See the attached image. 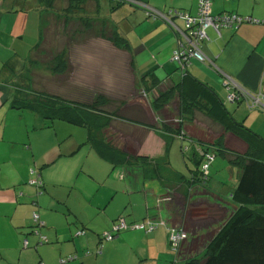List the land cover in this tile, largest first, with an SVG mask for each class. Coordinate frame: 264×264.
<instances>
[{"label": "trees", "instance_id": "trees-1", "mask_svg": "<svg viewBox=\"0 0 264 264\" xmlns=\"http://www.w3.org/2000/svg\"><path fill=\"white\" fill-rule=\"evenodd\" d=\"M57 1L61 0H37L38 8L43 12L55 13ZM66 1L67 7L62 12L58 8V13L67 17L82 14L92 6L95 8L91 10L92 13L100 11V0ZM116 1L117 6L121 5L122 0ZM77 16L82 18V15ZM102 28L96 36L93 34L95 28L82 19L72 24L63 20L61 32L67 37L62 43H66V46L53 53L49 52L48 55L44 48L49 46V31L46 28L41 29L31 57L26 59L25 72L29 71L31 75L28 80L30 85L13 84L16 100L13 101L12 108L36 113L50 123L64 122L84 128L87 131V143L95 154L109 163L113 170L122 168L123 173L132 177L127 179L129 188L138 192L146 184L160 186L163 208L168 215L167 221L170 220L176 228L180 226L184 229L186 216L192 212V208L196 212L199 207L197 205L204 206L208 212L215 207L210 217L213 225L217 226L221 222L220 225L212 229L214 231L211 238L204 242V248L199 255H180L184 264H264V140H260L252 132L234 127L226 117L216 115L219 111L214 109L217 106L223 109L224 105L217 100L216 102L214 98L210 102L212 95L187 73H184L179 84L156 93L150 103L154 112L162 113L166 110L170 114L166 120H171V113L178 115L180 120L185 115L191 121L188 124L193 127L190 129L191 135L180 124L178 130H172V125L161 117L158 120L161 123L159 130L169 134L163 135L165 146L169 141L177 139L181 144L187 142L189 148L193 145L203 153L217 152L238 171L237 183L229 195L232 208L211 204L208 197L211 194L202 191L206 189L208 175H204L199 169L202 159L195 147L189 156L195 158V167L191 171L194 174L188 179L171 170L166 150L158 157L139 154L138 150L145 138L142 134L144 131L140 129L155 130L157 126L146 109L142 92L147 94L156 90L158 79L149 74L138 82L128 41L118 30ZM57 38L63 37L59 33ZM56 42L61 41L56 39ZM97 46L102 48L104 54L96 52L94 55L97 58L104 57L106 61H101L100 66L95 68L90 64L92 57H86L82 52L86 48L95 49ZM48 61L52 63L50 74L42 76L31 71L39 64H49ZM7 67L8 64L4 65L2 72H6ZM240 101L243 102V99ZM197 112L210 123L196 117ZM228 132L240 138L248 145V149L240 153L226 148L225 137ZM193 138L198 142L206 141L211 148L196 146L193 143L195 141L192 142ZM181 152L187 153L183 146ZM31 171L34 170H30L26 185L34 188V195H37L41 193V187L30 185L29 182L41 177L38 171L39 177L36 171L34 174ZM33 176L36 178L33 179ZM191 182L199 186L191 188ZM21 196L22 192L18 197ZM120 217L124 218L120 215L117 219ZM190 236L193 238L194 234ZM45 244L36 242L35 248Z\"/></svg>", "mask_w": 264, "mask_h": 264}, {"label": "crops", "instance_id": "crops-1", "mask_svg": "<svg viewBox=\"0 0 264 264\" xmlns=\"http://www.w3.org/2000/svg\"><path fill=\"white\" fill-rule=\"evenodd\" d=\"M107 1L111 2V7L107 8L108 2L100 3L101 10L99 14L102 11V18H105L111 28L118 30L128 41L130 51L134 58L136 79L139 82L149 74L158 79L156 90L154 89L153 92H149L150 94H146L143 91L141 96L143 102L146 104L149 115L154 118L153 121L157 125L156 129L150 130L146 128L140 129V131H144V137H146V139L149 135L152 140H163L161 141L163 143L160 144L163 149L165 147V139L163 137L169 134H165L163 131L159 130V124L161 123H159L158 120H160L161 117H163L165 122L172 125V130H178L180 124L188 134L191 135L192 132L190 129L189 131L185 129V127L190 126V124H188L191 122L189 117L184 115L183 119L180 120L178 115L171 113L173 116L171 120L169 118V121L166 119L170 114L167 113L166 110L162 111V113L154 112L150 105L156 97L157 92L164 91L169 86L179 84L184 75L171 59L173 50L177 47L178 43L181 42V37L168 25V23H166V21L155 17L154 14H162L166 17H170L181 30H185L184 21L169 13L186 11L194 16L197 11V0H137L138 5H132V3L122 1L121 5L118 6V1L116 0ZM140 1L146 3L153 13L150 10L144 13V9L140 6ZM5 2L7 5L6 7L2 6V9L7 8L8 10L4 14L2 10H0V30L3 19H5V23H8L7 14L10 13L9 11H13L15 5V0H2L1 4L3 3L2 5H4ZM209 2L210 15L212 16L236 14L245 18L249 17L253 20H258L260 24L243 23L238 25L234 30L222 29L218 33L212 28H208L206 30L207 39L204 40L200 46L207 60L203 63L192 60L187 66L185 73H187L189 77H192L200 87L205 88L212 95L210 96V102L214 98L215 101L217 100L221 105H224L225 111L224 108L220 109L218 106L214 109L219 111L216 115L226 117L227 120L233 123L234 127L252 132L263 141L264 0H209ZM112 4L115 5L112 6ZM125 5L128 7L132 6L136 10L134 11V9L124 7ZM103 6L106 7L105 13L103 12ZM118 9L123 18L117 21L113 19L112 13ZM37 11L39 12L37 17L38 22L42 14L46 12L40 11L39 8H37ZM19 12H22V10L16 11V13L19 14L17 15V20L22 23L21 29L26 32V20L29 21V16L20 15ZM139 14L140 17L138 16ZM150 14H152L153 17H150ZM14 22L15 19L13 18L12 24ZM2 31L7 37L12 38L14 44L17 42V36H20L18 38L24 36L21 30H15V28L11 29V26L9 30L4 28ZM2 31H0V33ZM226 84L228 85L225 87ZM235 87L253 93H261L263 95V106L250 109L244 101L237 103L228 102L227 96L234 93ZM152 93L153 95H151ZM196 114L199 119L210 123L205 116L201 117V113L197 112ZM189 128H191V126ZM225 138L226 148L232 151L241 150L242 147L244 151L248 149V145L236 135L228 132ZM146 139H143V143L140 146L143 155H146L144 152ZM192 142L195 143L196 146L200 145L201 147L211 148L210 144H207L204 140L198 142L197 139L193 138ZM188 145L186 147L188 148L187 153L191 154V150L195 146L191 145V148H189L190 145ZM182 146H184V143H180V149ZM95 158L102 162L101 164L104 165L101 166L104 170L108 171V167L104 166H110V164L101 160L98 156ZM95 158L93 162L97 163ZM215 159L216 157L213 158L209 166L215 163ZM203 163L204 161L200 163V168ZM38 164L39 161L37 166ZM209 166L207 168V173ZM197 173H199V171H197ZM107 174L108 178L111 180L112 174L110 176V171ZM193 174L194 173H191V177ZM39 175L48 186L51 185L49 184L50 181L45 177V173L39 171ZM236 176L238 177V171ZM116 178L118 179L116 183L120 186L118 190L107 187L104 183L101 187L103 192L101 197L99 199L93 198L96 205H93L92 209H88L89 216L92 220L82 219L75 214L78 222L74 221L73 225L70 223V218L68 219V226H64L66 229L65 236L61 235V228L51 221V213L47 210L40 209L39 215L38 213L37 215L40 216L39 219L44 223V233L41 234L45 235L44 237H46L48 245L35 248L37 239L30 238L35 249H27L24 251L19 249V239L22 235L20 232L21 228L29 223L27 221L28 213L31 214V211L34 209L31 205L33 196H35L34 188L24 186L26 182L25 178L20 186L22 188L19 187V189H16L15 186L18 187L19 185H13L11 189L0 192V203H3L2 206L11 209L13 207L12 223L15 225L16 230L15 232L13 231V247L10 249L5 248L0 251V264H59L58 261L66 258L68 255H73L78 260L72 264H172L174 255L170 251L169 240L170 231L172 228L176 227L170 220L169 222L167 221L168 219L166 216L168 215L167 211L163 208L164 201L161 199L162 190L160 186L158 184H146L142 190L137 192L134 188L131 189L128 187L129 184L125 182V178L122 174L116 175ZM189 185H193L191 188H197V186H199L197 183L194 184L193 182L189 183ZM234 187L235 186H233V188ZM51 191L52 189L48 188V193H50L49 199H53L51 198ZM20 192H22V196L18 197ZM208 193L207 191V194ZM43 197H45L44 194L37 198L39 204H41ZM21 202H25L27 206L22 207ZM19 206L21 207L19 208ZM230 207L232 208V206ZM33 213L34 212H32V214ZM120 215L124 216L128 224L151 220L152 223L157 226V229L150 232L137 230L123 231L117 235L116 240L113 242L103 241L102 238H96L95 235H89L87 233V223L90 222L91 227L94 224L97 227L95 234L97 236L102 235L110 230L111 224ZM31 217L30 215V218ZM147 217L148 219H146ZM82 228L85 232L80 235L85 236L79 237L77 233ZM179 228L182 227L179 226ZM185 232L187 233L186 230ZM76 236L78 237L77 239H75ZM191 239L192 238L189 239V242L192 241ZM49 243H51V245ZM54 243H56V245L53 246ZM28 247H30V245ZM179 261H181V259Z\"/></svg>", "mask_w": 264, "mask_h": 264}, {"label": "rangeland", "instance_id": "rangeland-1", "mask_svg": "<svg viewBox=\"0 0 264 264\" xmlns=\"http://www.w3.org/2000/svg\"><path fill=\"white\" fill-rule=\"evenodd\" d=\"M1 2L2 0H0V10H2L4 14L8 9H2V6L6 7L7 3L5 2V4L2 5L3 3L1 4ZM102 2H108L107 8L111 7V2L100 0V3ZM140 3L142 7L147 9L150 8L146 3L142 1H140ZM114 5L112 4V6ZM38 6L37 0H15L13 11H9L10 13L7 14L8 23H5V19H3L0 30L2 31L4 28L9 30L11 26V29H19L22 34L24 33L22 38H18L20 36L16 37L17 42L15 44L12 38L7 37L3 31L0 33V192L11 189L13 185H19L18 187L15 186L16 189H19L23 179L26 178L27 182L30 178L31 169L36 172L40 171L45 173V177L50 181L49 184H51L48 186V184L43 181V178H39L43 185L39 188V192L41 193L33 196L31 205L34 209L31 211V214L28 213L27 215V221L29 223L21 228L20 234L22 235L19 239V249L21 251L35 249L34 244L31 243L30 240V238L37 239L33 234L36 224L32 218H30L32 212L38 213L39 215L40 209L49 211L51 213V221L61 228V235L65 236L66 229L64 226H68L69 218L70 223L74 225V221H77L75 214L82 219L92 220L89 216L88 209H92L93 205H96L93 198L99 199L101 197L103 193L101 187L104 183L107 187L118 190L120 186L116 183L118 181L116 175L125 174V182H127V179L132 178L125 172L123 173L124 169L122 168L113 170L110 165L104 166L108 167V171L104 170L101 166L104 164L96 160L95 157H97V155L86 142L87 132L84 128L75 127L64 122L50 123L36 113L12 108V103L16 100L13 84L30 85V81L28 80L29 78L31 79V75L29 71L25 72V68L27 67L26 59L31 57L30 55L33 51V46L37 42L39 30L46 28L49 31L47 42L49 46L44 48L46 55H48L49 52L53 53L63 46H66V43H62L67 37L63 34V31L61 32L63 20H67L69 24H72L82 19L95 28L93 34L96 36L99 33L98 31L103 29L102 27H106L110 31L112 30L105 18H101L103 17L102 11L100 14L99 12H96V14L91 12V10L95 9L93 6L89 7L87 11L82 12V14H77L82 15V18H79L77 15L67 17L63 15V13H58V8L61 11L63 8L67 7V1H57L55 3L57 12L46 11L45 14H42L40 21L37 22V17L39 15L37 11ZM124 7L134 9V11L136 10L132 6L128 7L125 5ZM21 9L23 11L19 12L20 15L29 16V21L26 20V32L21 29L22 23L17 20V15L19 14H17L16 11ZM103 12H106L105 6H103ZM112 15L113 19L117 21L123 18L119 9L113 11ZM138 16L140 17V14ZM13 18L15 22L12 24ZM59 33L63 38H57ZM56 39L61 42H56ZM92 47H89V49L86 48V51L82 53H84L86 57H92L93 61H91L90 64L98 68L101 61L106 60L104 57L100 58L101 56H98L97 58V56L94 55L96 52L104 54L101 47L97 46L95 49ZM6 64H8L7 71L2 72V68ZM11 66H13V68H11ZM51 67L52 63L49 62V64H39V66L32 68L31 71L43 76L51 73ZM8 71L10 73H8ZM25 79L26 81H24ZM196 117L198 116L196 115ZM189 127L190 126L185 127V129L189 131V129L193 128ZM161 141L152 140L148 135L144 147L146 155L158 157L163 155V151L165 152L166 150L171 170L182 175L185 179L190 178L191 171L195 167L193 163V159L195 158L189 157L191 155L190 153H184L188 155L185 156L181 152L180 142L178 140L169 141L167 146L163 149L160 145L163 143ZM187 145L188 143L184 142L183 148L187 147ZM141 150L142 149L139 148V154H143ZM238 151L241 153L244 151V148L242 147L241 150L239 149ZM212 155L216 157L215 163L209 166L206 189L202 191L205 190L211 194L210 196L207 195L211 204L213 203L216 206L220 205L228 209L232 204L229 195L237 181V170L230 166L227 160L219 156L217 152H213ZM93 157L97 163L93 162ZM38 161L39 164L37 166ZM109 171L110 176L112 174L111 180L108 178L107 174ZM38 172L37 176L39 177ZM32 178L35 179L36 176ZM26 182L23 184L27 187L28 185H26ZM48 188L52 189L51 198L53 199L48 198L50 194L48 193ZM42 194H44L45 197L42 198L41 204H39L37 198ZM21 203L22 207L27 206L25 202ZM2 204L3 203H0V251L5 248L10 249L13 247L14 238L12 240V237L16 231L15 225L12 223L13 207L11 209L2 206ZM21 206H19V208ZM197 206L199 207L196 208V212L194 208H192V212L188 213L186 216L187 222L183 225L188 234H194L191 242H189L191 236H188V242L182 252L183 254H180L183 256L187 255V253H191L192 256L199 255L204 248V242L211 238V234L214 231L212 229L219 226L221 223L218 222L217 226L212 224L210 215L213 214L215 207H213L212 211L208 212L205 210L204 206ZM38 217L40 218V216ZM214 221L216 222V220ZM39 222L43 223L41 219H39ZM87 224L88 227L86 228L87 230H85L88 231L87 233L89 235L93 234L96 238H102L103 241L106 242H113L116 240L117 237L112 241L105 240L103 235L108 231L97 236L95 234L97 231L96 225L94 224L91 227L90 222ZM39 229V231H41L40 233H44V226ZM80 231H84V229L82 228ZM41 236L45 235L41 234ZM84 236L85 235H79V237ZM77 238L76 236L75 239ZM25 240H28L30 247L25 248L23 246ZM37 240H39V238ZM49 244L51 245V243ZM45 245H48V243ZM54 245H56V243H54L53 246ZM180 259L181 261H179ZM77 261L76 259L68 264ZM176 263L184 264L182 258L174 255L172 264Z\"/></svg>", "mask_w": 264, "mask_h": 264}, {"label": "built area", "instance_id": "built-area-1", "mask_svg": "<svg viewBox=\"0 0 264 264\" xmlns=\"http://www.w3.org/2000/svg\"><path fill=\"white\" fill-rule=\"evenodd\" d=\"M122 1L132 3V5H138L137 0ZM140 6L142 7V5ZM142 8L145 9V11H151V9H147L144 7ZM169 14L175 15V17L182 19L184 21L185 30H181L170 17H166L162 14H154V16L166 21V23H168V25L181 37V42L178 43L177 47L173 50L171 55L172 61L178 66L181 73H185L187 66L192 60L200 63H203L207 60V58L201 51L200 46L201 43L207 39L206 30L208 28H212L216 33H218L224 28L234 30L238 25H241L243 23L260 24L258 20H253L249 17L245 18L236 14L212 16L210 15L209 0H197V11L194 16L190 15V13L186 11H175L174 13ZM150 17H153L152 14H150ZM227 85L228 84H226L225 87ZM241 99L246 102L248 108L250 109L263 106V95L261 93H253L248 90L235 87V92L227 96V100L230 103H235L237 101H240ZM184 150L187 151L188 148L184 147ZM195 151L200 155L202 161H204L200 168V171L204 175H207V168L210 162L213 160L214 155L210 153H203L196 147ZM31 173L34 174V171H31ZM29 184L41 187V182L37 179L31 180ZM31 218L36 224L33 234L37 237V239L39 238V240H37V244L47 243L48 241L46 237L41 236V233L39 231V228L43 227L44 224L42 222H39L37 213H33ZM127 229L146 230L147 232H150L156 230L157 226L152 223L151 220H147L142 223H134L131 225L128 224L123 217H120L111 224L110 230L105 233L103 237L105 238V240L112 241L120 232L126 231ZM83 233L84 231H79L77 234L80 235ZM169 241L171 253L175 256L180 257V254H182L183 252L184 245L188 241V234L182 228H172V230L170 231ZM28 245V240H25L23 246L27 248ZM74 260H76L75 256L68 255L66 258L61 259L59 261V264H68L69 262H72Z\"/></svg>", "mask_w": 264, "mask_h": 264}]
</instances>
